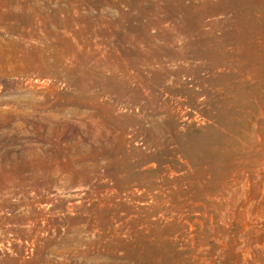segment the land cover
Wrapping results in <instances>:
<instances>
[{"label": "rangeland", "instance_id": "rangeland-1", "mask_svg": "<svg viewBox=\"0 0 264 264\" xmlns=\"http://www.w3.org/2000/svg\"><path fill=\"white\" fill-rule=\"evenodd\" d=\"M0 264H264V0H0Z\"/></svg>", "mask_w": 264, "mask_h": 264}, {"label": "bare ground", "instance_id": "bare-ground-1", "mask_svg": "<svg viewBox=\"0 0 264 264\" xmlns=\"http://www.w3.org/2000/svg\"><path fill=\"white\" fill-rule=\"evenodd\" d=\"M63 27L65 29V32L62 35L55 37V43L57 45L56 46L57 49H59L61 52H64L65 54H66V51L71 54V52L74 51V50H72L74 47H76V48L78 47V50H79V48L87 47L88 44H85V42H81V41L79 42L78 39L74 35H69V36L66 35V19L63 21ZM37 44H39V43H37ZM19 47H21L24 50H30V51H36V52H41V50H42L40 48V46H38V45L32 46L30 44H24V45H21ZM79 51H81V50H79ZM76 52H78V51H76Z\"/></svg>", "mask_w": 264, "mask_h": 264}]
</instances>
